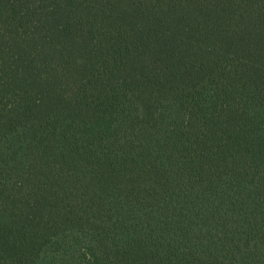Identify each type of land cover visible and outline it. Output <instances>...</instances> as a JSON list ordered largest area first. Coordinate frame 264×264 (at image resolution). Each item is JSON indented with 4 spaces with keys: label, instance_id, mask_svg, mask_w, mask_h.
<instances>
[{
    "label": "trees",
    "instance_id": "trees-1",
    "mask_svg": "<svg viewBox=\"0 0 264 264\" xmlns=\"http://www.w3.org/2000/svg\"><path fill=\"white\" fill-rule=\"evenodd\" d=\"M0 264H264V0H0Z\"/></svg>",
    "mask_w": 264,
    "mask_h": 264
}]
</instances>
